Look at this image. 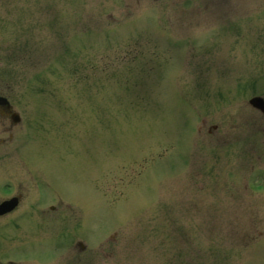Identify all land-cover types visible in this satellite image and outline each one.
<instances>
[{"label":"rangeland","instance_id":"1","mask_svg":"<svg viewBox=\"0 0 264 264\" xmlns=\"http://www.w3.org/2000/svg\"><path fill=\"white\" fill-rule=\"evenodd\" d=\"M0 93L69 201L0 219L1 264H264V0H0Z\"/></svg>","mask_w":264,"mask_h":264},{"label":"water","instance_id":"2","mask_svg":"<svg viewBox=\"0 0 264 264\" xmlns=\"http://www.w3.org/2000/svg\"><path fill=\"white\" fill-rule=\"evenodd\" d=\"M249 102L256 107H260L261 109H263L262 99L260 97L254 96L249 100Z\"/></svg>","mask_w":264,"mask_h":264},{"label":"flooded vegetation","instance_id":"3","mask_svg":"<svg viewBox=\"0 0 264 264\" xmlns=\"http://www.w3.org/2000/svg\"><path fill=\"white\" fill-rule=\"evenodd\" d=\"M0 112H1V113H4V114L9 113L8 109L5 108V107H3V106H0ZM18 197H20V195H19Z\"/></svg>","mask_w":264,"mask_h":264}]
</instances>
